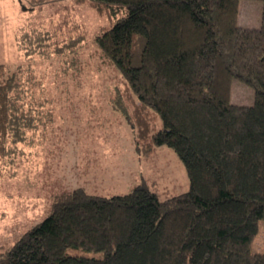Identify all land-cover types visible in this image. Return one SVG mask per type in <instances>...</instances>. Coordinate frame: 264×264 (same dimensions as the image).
I'll return each mask as SVG.
<instances>
[{
	"label": "trees",
	"instance_id": "16d2710c",
	"mask_svg": "<svg viewBox=\"0 0 264 264\" xmlns=\"http://www.w3.org/2000/svg\"><path fill=\"white\" fill-rule=\"evenodd\" d=\"M72 1L110 20L95 40L121 74L124 98L117 85L112 103L137 148L171 147L190 187L166 199L146 183L110 196L60 191L0 264H264L251 248L264 218V0L258 27L240 23L241 0ZM32 72L0 62L2 152L33 125L23 113ZM61 73L55 91L66 89ZM233 77L254 87L252 104L231 102Z\"/></svg>",
	"mask_w": 264,
	"mask_h": 264
},
{
	"label": "rangeland",
	"instance_id": "374dc122",
	"mask_svg": "<svg viewBox=\"0 0 264 264\" xmlns=\"http://www.w3.org/2000/svg\"><path fill=\"white\" fill-rule=\"evenodd\" d=\"M261 16V0H241V24L258 27ZM103 26H111L108 17L84 3L54 0L38 7L0 0V62L21 63L26 75L33 71L35 90L23 105L32 127L23 141L0 150V252L45 218L53 195L65 189L85 185L90 193L110 196L146 183L166 199L190 187L176 151L166 145L139 150L130 118L114 107L115 87L124 98L125 86L96 43ZM58 71L65 91L52 87ZM254 97V87L233 77L232 103L252 104ZM259 227L254 252L264 251V218Z\"/></svg>",
	"mask_w": 264,
	"mask_h": 264
}]
</instances>
